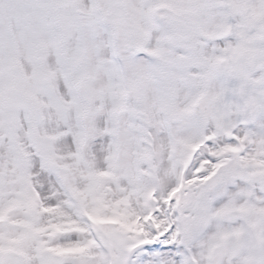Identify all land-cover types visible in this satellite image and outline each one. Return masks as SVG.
Returning <instances> with one entry per match:
<instances>
[{"label": "snow or ice", "instance_id": "obj_1", "mask_svg": "<svg viewBox=\"0 0 264 264\" xmlns=\"http://www.w3.org/2000/svg\"><path fill=\"white\" fill-rule=\"evenodd\" d=\"M0 264H264V0H0Z\"/></svg>", "mask_w": 264, "mask_h": 264}]
</instances>
